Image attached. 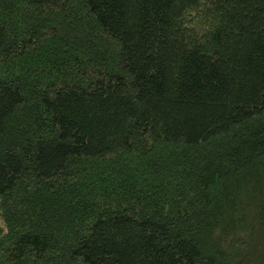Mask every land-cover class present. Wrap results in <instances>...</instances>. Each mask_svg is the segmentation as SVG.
Masks as SVG:
<instances>
[{"label": "trees", "instance_id": "1", "mask_svg": "<svg viewBox=\"0 0 264 264\" xmlns=\"http://www.w3.org/2000/svg\"><path fill=\"white\" fill-rule=\"evenodd\" d=\"M0 264H264V0H0Z\"/></svg>", "mask_w": 264, "mask_h": 264}]
</instances>
